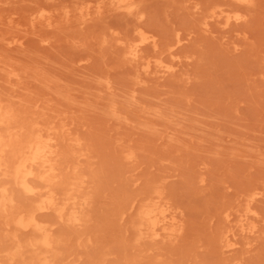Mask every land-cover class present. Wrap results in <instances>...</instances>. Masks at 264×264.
I'll use <instances>...</instances> for the list:
<instances>
[{
	"label": "rangeland",
	"instance_id": "obj_1",
	"mask_svg": "<svg viewBox=\"0 0 264 264\" xmlns=\"http://www.w3.org/2000/svg\"><path fill=\"white\" fill-rule=\"evenodd\" d=\"M0 104L79 219L0 171V264H264V0H0Z\"/></svg>",
	"mask_w": 264,
	"mask_h": 264
},
{
	"label": "bare ground",
	"instance_id": "obj_2",
	"mask_svg": "<svg viewBox=\"0 0 264 264\" xmlns=\"http://www.w3.org/2000/svg\"><path fill=\"white\" fill-rule=\"evenodd\" d=\"M238 1L239 2H247L248 0H238ZM119 8L120 9L127 8V9L131 10V6L127 5V4L120 5ZM149 43H150V41H149ZM133 60H134V58H133ZM10 111H12V110H10ZM10 121H11V114L9 115L8 112L5 111L2 108V105L0 104V171L6 172L10 178L12 185H14L15 188H17L20 192H23L25 194H30L33 196H37V195L39 196L40 193H42L41 191H39V189L37 187L30 185V183L32 181H37V182L41 183L42 187H44V188L49 187V189L44 192V194L46 195V198L43 200L42 204H40L39 209L41 208V209L51 210L53 213H55L56 218L58 220H60L62 222H68L71 224H76V222L79 221L77 215H75L73 212H69L70 208L67 207L68 203H64L62 205H59V202H57L59 200V198L57 199L55 197L56 193L51 190L52 186L58 187V186L62 185V181H61V167L59 168L56 165L55 159L57 156L54 153L55 151L53 152L50 149V145L48 144L49 141L47 142L46 139H44L42 137V135L39 134V135H35L34 137L32 136V138L25 143H23L22 141L20 142L19 140L14 138V136H12L13 133L11 131H9ZM52 127L50 126V128H52ZM34 132H32V133H34ZM54 132L56 133L57 130ZM14 134H16V133H14ZM21 134H23V133H21ZM59 137H60V135H59ZM64 142H66V141H64ZM75 142L76 141H73V144ZM67 143H68V141H67ZM71 143H69V145ZM77 145H79V144H77ZM68 148H70V147H68ZM73 152H74V150H73ZM78 152L79 151H77V154L80 153V152L79 153ZM68 153H67V155H68ZM69 154H72V151ZM72 156H73V154H72ZM81 156L82 155L80 153V157ZM73 157L77 158L79 156L75 155ZM77 159H79V158H77ZM66 174H68V173H66ZM78 174L79 173H76V176H78ZM66 177H68V176H66ZM72 183L76 184V182H71V184ZM68 185H70V184H68ZM78 189H79V186H78ZM80 192H81V190H80ZM71 196H72V194L70 192L68 194H65V198H64L65 201L67 202V200H70ZM11 201H12V199H11L10 194L8 193L7 189L6 188L0 189V211L2 213H5V212L9 213L8 211H9V208L11 207V204H12ZM5 220H8L7 217L5 218ZM10 221H12V223L14 224L15 227L20 228V229L31 230L35 234V239L32 242H30V244H29L31 247H35L37 249H44L46 251H51L53 249L54 240L50 237V235L48 234V232L45 229L40 227L39 223L37 222V220H35V218L32 215H23V216L17 215V216H13V217L11 216ZM5 223H6V221H5ZM6 224H8V222ZM12 241H11V243H12Z\"/></svg>",
	"mask_w": 264,
	"mask_h": 264
}]
</instances>
